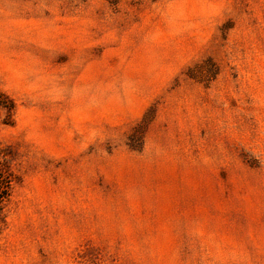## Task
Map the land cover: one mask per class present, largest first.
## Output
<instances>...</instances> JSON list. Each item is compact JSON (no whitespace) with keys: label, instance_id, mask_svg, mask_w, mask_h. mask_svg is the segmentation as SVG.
Segmentation results:
<instances>
[{"label":"rangeland","instance_id":"rangeland-1","mask_svg":"<svg viewBox=\"0 0 264 264\" xmlns=\"http://www.w3.org/2000/svg\"><path fill=\"white\" fill-rule=\"evenodd\" d=\"M0 164V264H264V0H0Z\"/></svg>","mask_w":264,"mask_h":264},{"label":"trees","instance_id":"trees-1","mask_svg":"<svg viewBox=\"0 0 264 264\" xmlns=\"http://www.w3.org/2000/svg\"><path fill=\"white\" fill-rule=\"evenodd\" d=\"M142 123L139 124V126ZM135 146V145H131ZM11 176L7 173L6 169L0 164V231H1V223L3 222L2 219V212L3 206L5 201L8 200L10 195V185H11Z\"/></svg>","mask_w":264,"mask_h":264}]
</instances>
